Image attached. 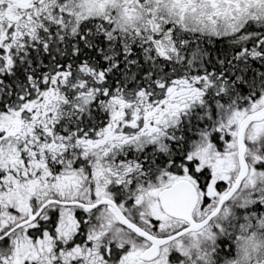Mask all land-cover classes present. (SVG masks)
Wrapping results in <instances>:
<instances>
[{
	"label": "snow or ice",
	"instance_id": "1",
	"mask_svg": "<svg viewBox=\"0 0 264 264\" xmlns=\"http://www.w3.org/2000/svg\"><path fill=\"white\" fill-rule=\"evenodd\" d=\"M0 264H264V0H0Z\"/></svg>",
	"mask_w": 264,
	"mask_h": 264
}]
</instances>
